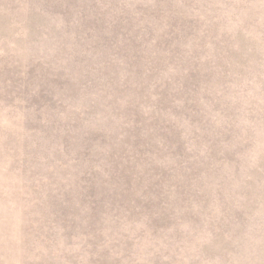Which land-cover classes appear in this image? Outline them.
Returning a JSON list of instances; mask_svg holds the SVG:
<instances>
[{
  "label": "rangeland",
  "instance_id": "rangeland-1",
  "mask_svg": "<svg viewBox=\"0 0 264 264\" xmlns=\"http://www.w3.org/2000/svg\"><path fill=\"white\" fill-rule=\"evenodd\" d=\"M0 264H264V0H0Z\"/></svg>",
  "mask_w": 264,
  "mask_h": 264
}]
</instances>
